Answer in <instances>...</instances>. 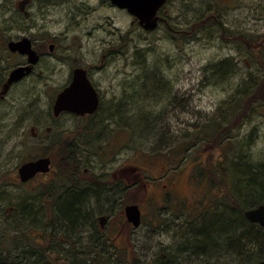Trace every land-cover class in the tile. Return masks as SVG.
I'll use <instances>...</instances> for the list:
<instances>
[{"label":"rangeland","instance_id":"rangeland-1","mask_svg":"<svg viewBox=\"0 0 264 264\" xmlns=\"http://www.w3.org/2000/svg\"><path fill=\"white\" fill-rule=\"evenodd\" d=\"M18 1L0 0V43L27 36L54 49L0 101V264L14 243L47 245L49 257L55 247L60 264H258L257 247L237 243L239 231L217 248L194 236L198 225L218 223L215 213L239 218L242 195L259 188L264 0H168V26L150 31L108 0H31L27 19ZM22 60L0 48V76ZM76 65L88 69L99 107L52 120L53 98ZM43 117L50 130L39 136ZM42 153L54 156L45 178L5 184L6 173ZM75 183L105 189L100 199L82 194L93 223L88 214L87 224L69 226L60 213ZM129 203L142 212L136 228L123 213Z\"/></svg>","mask_w":264,"mask_h":264},{"label":"water","instance_id":"water-1","mask_svg":"<svg viewBox=\"0 0 264 264\" xmlns=\"http://www.w3.org/2000/svg\"><path fill=\"white\" fill-rule=\"evenodd\" d=\"M29 0H21L18 2L20 10L24 8ZM165 0H110V3L119 9H126L138 22V24L147 31L156 28L158 17L156 12ZM7 48L11 52H18L27 55L28 64L13 68L8 76V83L18 81L30 73L31 64L35 63L38 55L31 46V41L24 36L19 40H10ZM52 49V45L49 46ZM99 104V96L86 75L85 69L75 67L72 70V78L68 85L63 87L56 95L52 112L54 116L67 111L76 115L92 114L97 110ZM50 168V160L48 157H40L22 163L18 167V176L20 181L24 182L38 173H46ZM123 213L127 223L133 227H138L141 223V212L138 204L129 203L123 208ZM243 217L251 222L258 224L264 229V204H258L254 207L245 209ZM100 224L103 217L98 218ZM133 264H142L135 262ZM258 264H264V258Z\"/></svg>","mask_w":264,"mask_h":264},{"label":"trees","instance_id":"trees-1","mask_svg":"<svg viewBox=\"0 0 264 264\" xmlns=\"http://www.w3.org/2000/svg\"><path fill=\"white\" fill-rule=\"evenodd\" d=\"M254 174V183H257L259 188L255 189V186H252L242 195V205L244 206V210L258 204H264V165H260ZM84 187L87 186L77 183L72 184V187L70 190L68 189L66 196L61 199L60 213L62 214L63 219L68 222L69 226L87 224V216L90 213V203L89 199L85 197L86 195L83 196V193H81V190H83ZM91 189L99 192L98 195L94 196L95 199H100L102 197L101 195L104 193L103 189L99 188L102 192L101 194L97 185H93ZM243 211L240 213L241 216L235 219L231 218L232 214L230 212L215 213L211 217H217L218 223L214 224L213 220H211L210 222L204 223L203 226L202 224L198 225V228L196 229L197 231H200V234L196 237L198 240L194 236L195 241H197V246L203 247V245H207L206 247L217 248L218 238L223 239L225 237H231L232 239L233 234L238 233L239 231L236 237L237 243L242 240H247L248 246L253 247L254 249L257 247V252L260 254L261 259L264 258V229L258 224L247 221L243 217ZM186 230L189 231L188 233H193L195 231L193 226H189ZM210 234H213V238ZM164 262L163 264L169 263L167 260Z\"/></svg>","mask_w":264,"mask_h":264},{"label":"flooded vegetation","instance_id":"flooded-vegetation-1","mask_svg":"<svg viewBox=\"0 0 264 264\" xmlns=\"http://www.w3.org/2000/svg\"><path fill=\"white\" fill-rule=\"evenodd\" d=\"M97 1H100V0H97ZM108 1H110V0H108ZM30 3H31V0H29L27 2V4L24 6V8L22 10H20V7L18 6V3H17L18 11L23 14L22 18H24V19H27L28 18L29 12L25 9V7L28 4H30ZM62 3H64V2H62ZM101 3L105 5V0H101ZM167 3H168V0H165L164 3L158 8V10L156 12V15L158 17V23H157V25L159 23H163L164 25L168 26L167 20L162 15V12L164 11L163 8L167 5ZM124 10H126V9H124ZM22 37H24V36L17 37V38H14V39L2 40L1 43H0V44H2V47H0V48H3V50L5 51V50L8 49L7 48V43L10 40H15L16 41V40L21 39ZM29 39L31 41L32 48L35 50V52L38 55V59H37V61L35 63L31 64V71H30L29 74H27L26 76H24L22 79H20L18 81H13L11 83H8V76H9L10 71L13 68L18 67V66H25V65L28 64V62H27V55H25V54L23 55V54H20L18 52H11V51L8 50L10 56H21L23 58V60L16 62L10 70L5 71V74L3 76H0V101H2L3 99H5L6 95L8 94V92L11 91V89L13 87H15L16 85L20 84L23 80H25L29 76L33 75L34 72H35L36 67L38 66V64L41 61H43V59L45 57L50 58L53 55V49H54V43L53 42L48 41V40H45V39H42V38H38V39L29 38ZM37 41H39V44L38 45L36 44ZM50 45H52V49L51 50L49 49V46ZM46 46L48 47V51H46ZM46 66L47 65L45 63L44 64V70L46 68H48V70H50L53 67V66H50V67H46ZM75 67H82L83 69H85L86 75H87V77L90 80L89 72H88V69L86 68V66L83 67V65H76L73 68H75ZM73 68H72V70H73ZM53 70H55L54 67H53ZM71 78H72V72H71L70 79L66 83V85L69 84V82L71 81ZM66 85H64L63 87H65ZM62 88H60L56 92V94H55V96L53 98L51 107H50V113H49V115L52 117L51 118L52 120H55V119L59 118V116L61 114H64V113H68V114H71V115H75L77 117H84V116H89V115H92L93 114L92 113V114H85V115H76V114H73V113H70V112H67V111H63V112L59 113L58 116H54L53 115V112H52L53 102H54V99H55L57 93ZM96 91H97L98 96H99V92H98L97 89H96ZM99 99H100V96H99ZM99 104H100V100H99ZM99 104H98V107H99ZM98 107H97V109H98ZM22 126H23V122H22L21 126L19 127V129H22V131H24V129H23ZM38 129H39V132H38V135L39 136H41V135L44 136V134L46 133V131H49L50 130V127L49 126H47V127L45 126V118L44 117L39 119V121H38ZM40 157H48L49 158V160H50V168H49V171L46 172V173H38V174L34 175L32 178H30V179H28V180H26L24 182L20 181L19 176H18V167H19V165H21L22 163H24L26 161L35 160V159L40 158ZM53 157L54 156L51 153H42V154H40L37 157L30 158V159H27V160L23 161L21 164H19L16 167V172H14V173L12 172V174H11L10 177L6 173V176H7L6 179H9L10 178V180L5 181V184L19 185V186H27L29 183H31L33 180H35L37 177L38 178H45L51 172V170H52ZM75 167H77V164L75 165ZM78 168L79 167H77L76 170ZM3 172L4 171L0 169V174H2ZM6 172H9V169H7ZM86 172H87V169H84L82 171V173H84V174H86ZM2 182L3 181H0V183H2ZM86 184H89V183L86 182ZM92 185L93 184L87 185V187H84L83 190H81V193H84V192H87V191L89 192V190L92 188L90 186H92ZM71 187H72V184H71V186L68 189L70 190ZM164 187H166V185H164ZM103 190H105V189H103ZM53 199L56 200L57 198L53 197ZM141 216H142V212H141ZM102 217H103V221H102V223L100 225L103 227L104 224H105V214H103ZM57 218H58V214L57 213H54L53 219H52L53 220V224H52L53 225V229L57 227V225H56L57 223L55 222L57 220ZM89 219L93 223L92 214H89ZM141 219H142V217H141ZM54 233H55V231H53V235H54ZM36 236H40V235H36ZM32 238H33V241L34 242H37V240L33 236H32ZM50 242L51 243H55L56 241L53 239ZM15 244L16 243H14V245L11 244V247H8L9 250H8V254H7L6 258L11 254V259H10V261L4 262L5 264H9V262H11L10 264H15V263H18L17 260H20L21 261V259L24 260V261H26L27 264H60V256L57 254V251H56L55 247H53L52 250H50V252H51L50 255L51 256L49 257V256H45V253H46L45 251H48L49 250V249H46L47 245H44V250L41 251L38 246H34V245H25V246H22V245H17V244L15 245ZM0 248H2V247H0Z\"/></svg>","mask_w":264,"mask_h":264}]
</instances>
